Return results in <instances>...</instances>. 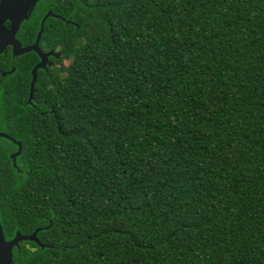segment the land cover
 Wrapping results in <instances>:
<instances>
[{"label":"trees","instance_id":"1","mask_svg":"<svg viewBox=\"0 0 264 264\" xmlns=\"http://www.w3.org/2000/svg\"><path fill=\"white\" fill-rule=\"evenodd\" d=\"M84 1L44 24L43 115L35 54L0 77V225L50 246L13 264H264V0Z\"/></svg>","mask_w":264,"mask_h":264},{"label":"water","instance_id":"2","mask_svg":"<svg viewBox=\"0 0 264 264\" xmlns=\"http://www.w3.org/2000/svg\"><path fill=\"white\" fill-rule=\"evenodd\" d=\"M39 0H0V53H2L8 46L12 47L13 56H21L30 52H34L41 59L40 63L32 70V80L30 84V93L28 103H31L34 93V86L36 82L37 70L39 68H45V63L49 54H44L39 48L40 38L44 30V24L49 17H56L51 12H47L42 18L39 26V31L36 35L35 42L32 46L23 48L20 42L16 39L15 35L20 28L23 21L29 19L33 9L35 8ZM10 25L7 27L6 22ZM12 72V71H11ZM5 76V73H3ZM0 138L7 139L16 144L18 152L11 158L14 160L21 153V145L16 142L12 137L5 133L0 132ZM51 226L49 224L47 228ZM42 228L36 229L29 235H22L16 232L14 237L6 241L2 227L0 225V264H13L12 250L14 247H18L19 243L32 242L40 248L50 247L49 245L42 244L37 238V233Z\"/></svg>","mask_w":264,"mask_h":264},{"label":"flooded vegetation","instance_id":"3","mask_svg":"<svg viewBox=\"0 0 264 264\" xmlns=\"http://www.w3.org/2000/svg\"><path fill=\"white\" fill-rule=\"evenodd\" d=\"M40 1L41 0H39L37 3H39ZM79 7L89 8V5L84 0H56L55 3H54V8L56 9L57 13H53V15L56 16V17H53V18H55L57 20H60L61 22H63V24L65 26L77 27L76 22L72 18V13H73V11L76 8H79ZM9 25H10V23L7 21L6 22V26L8 27ZM20 30H21V25H20V28L17 31L15 37L20 42L21 46L23 48L32 46L34 44L35 40L31 44L27 43L25 41L23 35L20 33ZM39 48H40V50L44 54H49L48 57H47V61L45 63V68H39L37 70V76H36V82H35V86H34L33 98L31 100V103H28L29 93H30V84H31V80H32V74L31 73H32V70L34 69V67L37 66L40 63V61H41V59L38 57L37 54H35L34 52H30V53L35 54L36 59H37V62H35V64L33 65V67L30 70V80H29V84H28L27 89L24 90L23 97H22L21 100L24 102L23 103V106H26V105L30 106L32 109H34L41 116L44 113V111H43V104L44 103L42 101H40L37 97H35V92L37 90L39 76L41 75L42 72H45V73L48 74L51 71H57L58 69H60L61 63H63L64 61L61 62L62 55H61V53L57 49H50V50L43 49L40 46V43H39ZM8 54H9V58L10 59H7L8 58L7 57ZM27 54H29V53H27ZM24 55H26V54H24ZM21 56H23V55H21ZM21 56H13V54H12V47H10V46H8L2 53H0V77L1 78H5L7 75L12 74V73L15 72V64L14 63H16V61L18 62L19 61L18 59ZM8 60L9 61L11 60L14 65L13 64L10 65V70H7L6 71V70H4V67H6V66L9 65V61ZM3 73H5V76H3ZM11 124H9V125H11ZM8 136H10V135H8ZM10 137H12V136H10ZM13 139L16 142L20 143L21 148H22L21 141L15 139V138H13ZM7 141H9V140H7ZM9 142L12 145V147H11L12 150L9 153V157L11 158L14 154H16L18 152V148L19 147L16 144L12 143L11 141H9ZM21 152H22V149H21ZM19 156H17L14 160L11 158L12 159V164L14 166H15L16 159ZM11 239H6L5 238L6 241H9ZM22 243H19V246L18 247H14L13 248V250H12V256H13V252L15 250H20Z\"/></svg>","mask_w":264,"mask_h":264},{"label":"rangeland","instance_id":"4","mask_svg":"<svg viewBox=\"0 0 264 264\" xmlns=\"http://www.w3.org/2000/svg\"><path fill=\"white\" fill-rule=\"evenodd\" d=\"M67 64V63H66Z\"/></svg>","mask_w":264,"mask_h":264}]
</instances>
